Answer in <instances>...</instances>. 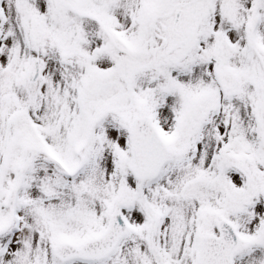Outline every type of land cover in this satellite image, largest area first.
Here are the masks:
<instances>
[{"label":"snow or ice","instance_id":"6c2138e0","mask_svg":"<svg viewBox=\"0 0 264 264\" xmlns=\"http://www.w3.org/2000/svg\"><path fill=\"white\" fill-rule=\"evenodd\" d=\"M0 264H264V0H0Z\"/></svg>","mask_w":264,"mask_h":264}]
</instances>
